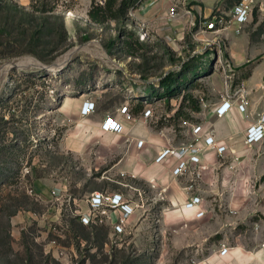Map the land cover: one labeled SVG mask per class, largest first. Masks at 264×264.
I'll return each instance as SVG.
<instances>
[{"label":"rangeland","instance_id":"rangeland-1","mask_svg":"<svg viewBox=\"0 0 264 264\" xmlns=\"http://www.w3.org/2000/svg\"><path fill=\"white\" fill-rule=\"evenodd\" d=\"M92 1L0 0V264H246L236 256L256 253L247 264H264V138L216 131L227 149L203 153L199 174L156 160L193 139L192 123L213 128L214 107L242 84L217 32L235 27L229 1L136 0L100 21ZM171 72L174 93L160 83ZM241 114L255 121L264 104ZM108 116L120 129H103ZM94 190L133 206L121 230L117 210L80 219ZM193 195L201 215L185 207Z\"/></svg>","mask_w":264,"mask_h":264},{"label":"built area","instance_id":"built-area-1","mask_svg":"<svg viewBox=\"0 0 264 264\" xmlns=\"http://www.w3.org/2000/svg\"><path fill=\"white\" fill-rule=\"evenodd\" d=\"M255 0H238L229 9L230 17L228 22H232L235 27L234 31L239 32L242 24L247 20L248 16L252 12V7ZM220 11L223 8L217 7ZM170 15L175 14V6L171 5L169 7ZM223 21L220 16L213 15L212 18L207 22V26L217 30L219 26L216 24H221ZM217 57H218V52ZM226 70L233 71V67L230 63L226 62ZM232 73V72H230ZM226 75H229L226 73ZM245 87L243 84L236 87V89L226 96L220 104L214 107V113L217 116L224 115L229 109L236 105L240 111H246L247 99L244 95ZM231 99V100H228ZM238 100V101H237ZM82 112L87 113L93 108V103L85 102L82 105ZM150 110L145 111V115L149 114ZM121 123L117 121L112 116L106 117L102 122V127L108 131H114L120 129ZM191 133L194 135L193 139L189 142L182 143L178 146L171 147L165 146L158 153L156 160H161L167 155H174L176 161L173 165V173H182L186 169H189L191 165H197L198 169L194 170L197 174L200 173L201 159L203 153H207V148L214 149L216 152L221 153L227 149V144L218 139L216 135L212 132L211 128L206 127L203 123L197 122L192 123ZM264 138V117L259 116L253 124H250L245 129V142H256ZM138 145L142 144V139L138 140ZM205 155V154H204ZM88 209L80 213V219L87 223L90 220H98L99 222L104 220V217L110 216L112 212L117 210V214L120 213L118 220L113 222L114 228L116 230H121L126 217L133 210V206L129 201L123 196L121 192H104L101 190H94L87 198ZM201 199L198 195H193L185 201V207L196 209V214L201 215L203 210L200 207ZM110 211V214H109ZM229 246L224 245L220 248L219 252L221 254L228 253Z\"/></svg>","mask_w":264,"mask_h":264},{"label":"crops","instance_id":"crops-1","mask_svg":"<svg viewBox=\"0 0 264 264\" xmlns=\"http://www.w3.org/2000/svg\"><path fill=\"white\" fill-rule=\"evenodd\" d=\"M226 1L227 0H195V3H193V8L195 7L196 11H211L214 6L219 4L221 6V3ZM217 32H219V34L223 35L226 38L225 57L227 62L230 63V65L233 67V71L241 76L240 77L241 83L245 87L244 95L247 99L246 111L249 109L252 110V108L256 106V102L258 101L260 102V104L263 105L264 104V0H255L253 12H251V14L248 16L247 20L244 22V27L238 33L235 32L231 26L222 28ZM224 99H227V97L222 98L217 103V105L220 104ZM241 113L242 111H240L236 105H233L229 109V111H227L222 116H217L214 113L216 117L212 123L214 127L211 129L218 139L225 142V138L224 139L219 138L221 136L218 135L216 131H220L222 132V134L228 136L231 133H234L237 129L240 128L246 129L247 126L253 124L254 120L250 115H248V117H244ZM244 136H245V132H244ZM206 150L209 153L214 151L211 150V148H207ZM173 160L175 163L176 157H174ZM174 163L172 164L174 165ZM150 176L151 175H147L146 178L147 179L153 178V176L152 177ZM87 198H86V202H87ZM230 252L231 250H229V252L226 254H229V257H232ZM257 254L258 253L254 254V256L256 257H254L253 255H244L243 257L242 256H236V257L241 262L242 259H244L246 264L250 263L251 261L260 263L261 259L260 257L257 256Z\"/></svg>","mask_w":264,"mask_h":264},{"label":"trees","instance_id":"trees-1","mask_svg":"<svg viewBox=\"0 0 264 264\" xmlns=\"http://www.w3.org/2000/svg\"><path fill=\"white\" fill-rule=\"evenodd\" d=\"M136 0H105L104 4L96 3L94 0L91 2L90 8L87 10V14L95 20H103L105 17H121L124 15L127 8L134 5ZM229 5L227 8L232 6L238 0H227ZM225 8V7H224ZM174 72L166 74L160 83L164 87V91L174 93L177 86H172L175 81ZM140 107V106H139ZM195 109H198V105L195 103Z\"/></svg>","mask_w":264,"mask_h":264}]
</instances>
